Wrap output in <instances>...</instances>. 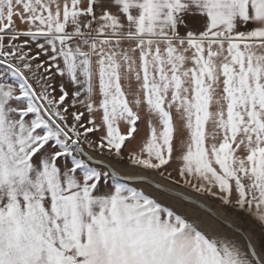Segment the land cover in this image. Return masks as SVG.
Wrapping results in <instances>:
<instances>
[{
  "label": "snow or ice",
  "instance_id": "obj_1",
  "mask_svg": "<svg viewBox=\"0 0 264 264\" xmlns=\"http://www.w3.org/2000/svg\"><path fill=\"white\" fill-rule=\"evenodd\" d=\"M0 264H264V0H0Z\"/></svg>",
  "mask_w": 264,
  "mask_h": 264
},
{
  "label": "water",
  "instance_id": "obj_2",
  "mask_svg": "<svg viewBox=\"0 0 264 264\" xmlns=\"http://www.w3.org/2000/svg\"><path fill=\"white\" fill-rule=\"evenodd\" d=\"M179 191L184 192L188 199L178 206L181 207L182 210L188 209L190 216L202 218L208 224V226H214L221 231H228L227 228H225L223 225H220L219 222L215 220L209 211L203 210L199 206L193 207L191 203L193 198L202 201L203 205H206L207 208L212 209L217 214L224 216V218L230 222L236 223L238 225L242 223L239 213L230 211L228 212V210L216 203L213 199L208 198L205 195L197 194L191 189L184 188L183 186L180 187ZM181 199L183 200L184 198L182 197ZM173 203H176V201H173Z\"/></svg>",
  "mask_w": 264,
  "mask_h": 264
},
{
  "label": "crops",
  "instance_id": "obj_3",
  "mask_svg": "<svg viewBox=\"0 0 264 264\" xmlns=\"http://www.w3.org/2000/svg\"><path fill=\"white\" fill-rule=\"evenodd\" d=\"M140 127H141V134L143 135L144 134V126L141 125ZM173 167H175V165H173Z\"/></svg>",
  "mask_w": 264,
  "mask_h": 264
},
{
  "label": "rangeland",
  "instance_id": "obj_4",
  "mask_svg": "<svg viewBox=\"0 0 264 264\" xmlns=\"http://www.w3.org/2000/svg\"><path fill=\"white\" fill-rule=\"evenodd\" d=\"M206 197H208V196H206ZM208 198H210V197H208ZM211 199H213V198H211ZM216 203H218V204H220V202L218 201V200H215V199H213ZM224 208V207H223ZM226 209V208H225ZM226 210H228V209H226ZM228 212H229V210H228ZM206 223V222H205ZM206 225H208L207 223H206Z\"/></svg>",
  "mask_w": 264,
  "mask_h": 264
}]
</instances>
